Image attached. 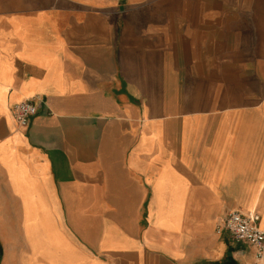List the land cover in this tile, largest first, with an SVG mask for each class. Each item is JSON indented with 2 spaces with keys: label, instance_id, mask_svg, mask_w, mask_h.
<instances>
[{
  "label": "crops",
  "instance_id": "1",
  "mask_svg": "<svg viewBox=\"0 0 264 264\" xmlns=\"http://www.w3.org/2000/svg\"><path fill=\"white\" fill-rule=\"evenodd\" d=\"M234 211L264 230V0H0V264H264Z\"/></svg>",
  "mask_w": 264,
  "mask_h": 264
},
{
  "label": "built area",
  "instance_id": "2",
  "mask_svg": "<svg viewBox=\"0 0 264 264\" xmlns=\"http://www.w3.org/2000/svg\"><path fill=\"white\" fill-rule=\"evenodd\" d=\"M39 108L32 100H24L14 108V117L19 127L27 128L37 116ZM261 217L256 212L234 211L218 226L219 233L227 232L230 238L242 245L255 249L258 260H264V230Z\"/></svg>",
  "mask_w": 264,
  "mask_h": 264
},
{
  "label": "trees",
  "instance_id": "3",
  "mask_svg": "<svg viewBox=\"0 0 264 264\" xmlns=\"http://www.w3.org/2000/svg\"><path fill=\"white\" fill-rule=\"evenodd\" d=\"M1 259V258H0Z\"/></svg>",
  "mask_w": 264,
  "mask_h": 264
}]
</instances>
